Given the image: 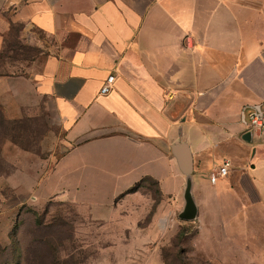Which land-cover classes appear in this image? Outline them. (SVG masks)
<instances>
[{"label":"crops","instance_id":"crops-1","mask_svg":"<svg viewBox=\"0 0 264 264\" xmlns=\"http://www.w3.org/2000/svg\"><path fill=\"white\" fill-rule=\"evenodd\" d=\"M13 36L42 55L19 68L39 65L24 82L53 101L65 130L57 166L150 177L159 208L184 206L172 146L185 145L201 204L239 192L264 226V133L247 141L242 122L244 106L264 105V0H0V52ZM224 159L230 173L213 184Z\"/></svg>","mask_w":264,"mask_h":264},{"label":"rangeland","instance_id":"rangeland-1","mask_svg":"<svg viewBox=\"0 0 264 264\" xmlns=\"http://www.w3.org/2000/svg\"><path fill=\"white\" fill-rule=\"evenodd\" d=\"M37 56L17 36L0 53L8 74L0 78L19 77L0 82V264H163V250L178 264L179 248L190 260L264 264L263 222L246 215L249 199L239 192L203 205L195 189L199 213L185 221L182 204L159 208L165 199L153 180L140 182L138 197L127 193L134 173L57 166L65 130L53 101L24 82L39 65L19 68Z\"/></svg>","mask_w":264,"mask_h":264},{"label":"built area","instance_id":"built-area-1","mask_svg":"<svg viewBox=\"0 0 264 264\" xmlns=\"http://www.w3.org/2000/svg\"><path fill=\"white\" fill-rule=\"evenodd\" d=\"M114 80L115 76L110 75L103 85L101 92H109ZM242 122L246 125L249 132L259 130L264 133V105L262 103H255L244 106L242 109ZM231 166V160L224 159L210 172V181L215 184L219 179L227 177L230 173Z\"/></svg>","mask_w":264,"mask_h":264},{"label":"water","instance_id":"water-1","mask_svg":"<svg viewBox=\"0 0 264 264\" xmlns=\"http://www.w3.org/2000/svg\"><path fill=\"white\" fill-rule=\"evenodd\" d=\"M243 138L247 141L251 140V133L247 132L244 134ZM172 151L178 160L179 166L183 173L187 176L186 186L184 190V207L179 213V218L185 221H191L197 218L199 213V208L197 202L193 196V157L190 149L181 144H175L172 146Z\"/></svg>","mask_w":264,"mask_h":264},{"label":"trees","instance_id":"trees-1","mask_svg":"<svg viewBox=\"0 0 264 264\" xmlns=\"http://www.w3.org/2000/svg\"><path fill=\"white\" fill-rule=\"evenodd\" d=\"M1 52H3V50H2ZM1 52H0V53H1ZM1 75H8V74H7V73H4V72H0V76H1ZM143 180H153V179L150 178V177H147V178H144ZM153 181H154V182L157 184V186H158L157 181H155V180H153ZM140 185H141V183L138 182V183L135 184L134 186L130 187V188L127 190V193H128V192H135V191H137V190L139 189ZM158 193L160 194V190H159V188H158ZM179 236H180V234H179ZM162 255H163V261H164L165 264H172V262L169 261V259H168V255H167V253L165 252V250H163ZM178 256H179V258H178V264H212V263L209 262V261L190 260L189 257L185 255V250H183L182 248H179V250H178Z\"/></svg>","mask_w":264,"mask_h":264}]
</instances>
